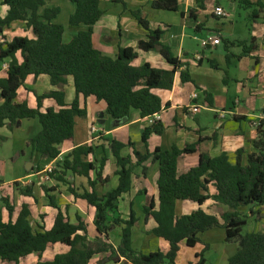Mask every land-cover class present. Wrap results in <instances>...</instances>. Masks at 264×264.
Returning a JSON list of instances; mask_svg holds the SVG:
<instances>
[{
    "label": "trees",
    "instance_id": "1",
    "mask_svg": "<svg viewBox=\"0 0 264 264\" xmlns=\"http://www.w3.org/2000/svg\"><path fill=\"white\" fill-rule=\"evenodd\" d=\"M65 1L74 6L68 27H86L67 43L63 42L64 27L54 22L60 14L58 7H46V0L0 1V6L7 7L6 16L0 19V36L13 22L23 23L33 35V39L14 37L0 44V65L7 62L6 77L0 79V129L6 127L11 131L21 120L36 119L40 131L28 141L27 147L41 159H56L59 155L58 146L72 140L75 118L86 116L85 109L80 106V99L92 97L96 103H103L105 115L111 118L115 126H120L129 120L132 111L138 112L142 119L160 113L161 101L152 91H170L176 73L181 83H192L187 65L179 62L170 48L161 43L162 31L158 28L150 29L140 11H130L137 24L147 32L146 41L138 43V50L158 52L171 67L169 70L155 69L147 63L134 67L132 64L137 59V53L130 49H119L115 58L101 54L93 48L91 42L92 28L103 14L98 0ZM112 2L123 5L122 0ZM204 2L196 0L197 10L191 11L187 18L196 20L198 10H203ZM252 6L256 10L250 13L249 19L255 21L264 10V3ZM151 7L154 10L177 12L175 0H156ZM255 43L254 39H250L249 46L223 40L226 65L231 59L240 60L249 56L257 49ZM234 45L241 48L237 56L228 53V47ZM16 54H19L20 62ZM206 64L211 69L218 68L214 61L206 60ZM182 67H185L183 71L180 70ZM39 75L48 76L50 85L59 89L66 85V78L71 77L75 93L73 102L66 105L64 94L59 90L36 96L38 108L42 100L52 99L59 107L57 111L48 109L41 113L39 109L14 104L16 92L25 78ZM205 99L204 104L213 105L209 95H205ZM260 113L264 117V107ZM163 130L160 122H153L142 132L143 144L150 135L160 136ZM256 133L257 138L252 143L254 152L246 156L245 162L241 159L243 152H236L234 163L229 162L226 154L209 157L200 153V140L183 149H155L145 154L137 153L131 142L124 145L111 140L108 142V150L115 159L117 186L105 190L101 195L95 192V187H105L109 182L108 178L102 177L106 157L103 155L97 162L94 157L97 148L93 145L73 148L66 158L56 163L49 179L65 185L74 200H82L94 209L96 239L89 241L80 218H76V223L72 224L48 195L50 189L42 187L47 206L56 210L53 226L48 231L40 226L41 232L32 229L30 212L24 205L14 221L9 219L3 222L2 211L5 210L10 217L13 207L6 198L0 199V264H16L29 255L39 259L49 246L56 244L66 246L68 251L56 255L50 262L39 260L35 264H88L95 256H99L98 264L109 261L117 264L120 259L123 260L120 264H175L180 244L194 248L200 244V236L213 229L223 230L225 242L236 245V251L227 260V264H264V232L250 231L242 234V228L247 225L250 216L240 212L243 208L264 207V120L259 122ZM124 148L132 150V158L121 157L120 152ZM190 154H198L197 165L178 175L177 159ZM88 158L92 160L88 161ZM147 162L158 166V195L155 202L148 199L143 208L144 220L152 219L155 222L156 228L151 234L164 240L169 249L166 253L145 255L133 250L131 245V229L136 223L133 213L130 212L129 218L123 221L118 214L117 204L119 198L130 191L135 169L140 168V175L146 176ZM68 174L85 178L89 191L78 193L66 179ZM14 186L20 195L32 197L31 187H20L18 183H14ZM209 187L214 189L211 195L208 194ZM208 199L226 207L227 211L219 217L206 215L200 210L185 216H175L176 201L200 206ZM250 214L256 216L259 211ZM115 226L123 228L120 243L113 248L106 239ZM98 237L104 240L99 241ZM207 250L208 246L204 245L201 252L194 255V262L189 264H204Z\"/></svg>",
    "mask_w": 264,
    "mask_h": 264
},
{
    "label": "crops",
    "instance_id": "2",
    "mask_svg": "<svg viewBox=\"0 0 264 264\" xmlns=\"http://www.w3.org/2000/svg\"><path fill=\"white\" fill-rule=\"evenodd\" d=\"M2 1V0H0ZM113 0H98L103 14L92 28L91 42L94 49L101 54L115 58L119 49H130L137 53V59L133 62L134 67L144 63L159 70H169L171 67L156 51L141 52L138 43L146 41L147 32L144 31L131 16L130 11H140L141 16L149 23L150 29L162 31L161 43L168 46L176 59L187 65L192 83H181L178 73L175 74L172 89L153 90L161 101L162 109L159 113L163 133L160 136L150 135L147 142L141 140L142 132L149 127L148 119L140 118L138 112L132 111L129 120L115 126L111 118L105 115V105L96 103L92 97L80 99V106L86 111L84 118H75L72 140L58 146L59 155L56 159H41L37 153H32L27 143L39 131L40 126L36 119L21 120L13 130L6 127L0 129V159L3 165L0 167V199L6 198L13 207V213L9 217L5 210L2 211L3 222L9 219L14 221L21 209L27 206L30 217L29 222L34 231L41 232L52 228L56 210L47 206L42 187L50 189L48 195L52 197L67 215L72 224L76 218H80L85 225L89 241L96 239L97 234L93 226L94 209L87 206L82 200H74L67 192L66 186L54 180L39 182V174L46 167L55 168L56 163L66 158L71 150L78 146H96L95 159L97 162L104 155L107 159L102 177L108 178L105 187L96 185L95 192L101 195L105 190L114 189L117 186L115 176V159L108 150V142L114 140L126 145L133 144L134 150L139 154L151 153L155 149L168 151L172 147L183 149L200 140L199 151L209 157L226 154L230 163H234L236 152L242 151V162L246 156L253 153L252 143L257 138V133L251 127L255 118H262L260 110L264 107V10L257 15V20L251 21L249 15L256 8L252 5L264 3V0H205L203 10H198L196 20L187 18L188 14L197 10L196 0H175L177 12L154 10L151 5L156 0H122L114 3ZM227 5V6H226ZM46 7H58L60 14L55 23L64 27L63 42L67 43L73 35L84 31L86 27H68L69 16L74 12V6L65 0H46ZM220 7L225 17H215L214 8ZM7 7L0 6V19L6 16ZM183 15V18L181 17ZM212 35L219 39L217 46L205 45V38ZM14 37H27L33 39V35L21 22H13L4 29L0 36V44L9 42ZM250 39L256 41L257 49L249 56L240 60L231 59L226 65L222 41L232 43H245L249 46ZM204 50L208 51L206 54ZM214 51V52H213ZM228 53L237 56L241 53L240 46L228 47ZM18 62L21 61L16 54ZM256 59V60H255ZM206 60L214 61L218 68L211 69ZM7 62L0 65V79L6 77ZM185 67L180 70L183 71ZM61 90L64 94V103L70 105L74 98L73 80L66 78V85L59 89L50 85L46 75L37 77L27 76L23 85L17 90L13 103L26 105L29 109H39L41 113L51 109L57 111L59 107L52 99H44L38 104L36 96ZM196 93L198 98L191 100V95ZM205 95H209L213 105L204 104ZM2 100H0V105ZM259 106H256V105ZM190 105L197 107V112L192 114L188 111ZM264 118V117H263ZM94 126L97 133L92 134L90 128ZM13 160L6 162L7 157ZM121 157H131L132 150L124 148L120 152ZM91 161V158L87 159ZM198 154L183 155L177 159V174L180 175L197 165ZM31 167L28 169L27 164ZM147 174L140 175V168L135 169L132 186L128 193L123 194L117 204L120 218L126 221L130 212L133 213L136 223L131 229V245L133 250L142 254L155 252L166 253L168 244L156 238L151 232L156 228L152 219L144 220L143 208L149 198L157 200L158 166L150 162L145 163ZM66 179L73 184L74 189L81 193L89 191L87 181L83 177L67 175ZM14 183L20 187H31L32 197H24L18 193ZM214 192L208 189V194ZM200 210L206 215L219 217L227 211V208L216 204L211 199L202 205L191 202L176 201L174 213L176 217L189 215ZM259 211V215L251 216V212ZM240 212L250 216L247 221L257 226L253 232L263 233L258 226L264 219V207L243 208ZM246 225V226H247ZM260 227V226H259ZM123 226H115L108 234L106 242L116 248L121 239ZM256 228V227H255ZM103 241V237H98ZM200 244L194 248L179 245V252L175 264H189L194 262V255L200 253L204 245L208 246L205 253L214 252V257L205 263L227 264V260L236 251V245L225 242V233L221 229L207 231L200 236ZM217 245H220L218 247ZM68 248L64 245L49 246L38 259L35 255H29L16 264H35L37 261L50 262L56 255L64 254ZM216 252V253H215ZM205 255V254H204ZM205 258V256H204ZM99 256L93 257L88 264H98ZM123 260L120 259V264ZM13 264V263H10ZM103 264H116L112 261Z\"/></svg>",
    "mask_w": 264,
    "mask_h": 264
},
{
    "label": "built area",
    "instance_id": "3",
    "mask_svg": "<svg viewBox=\"0 0 264 264\" xmlns=\"http://www.w3.org/2000/svg\"><path fill=\"white\" fill-rule=\"evenodd\" d=\"M212 14L215 16V17H220V18H223L225 17V13L224 11L220 8V7H216L214 8ZM220 44V41L218 38L212 36V35H209L205 38L204 42L202 43L203 46L205 45H210V46H217ZM198 98L197 94L196 93H193L191 95V100H196ZM188 111L192 114L196 113L197 112V107L196 106H193V105H190L188 107ZM160 119V116H159V113L158 114H155L153 115L152 117L148 118V121L150 123V125L153 123V122H158ZM261 120H264V118H255L252 120V122L250 123L251 124V127L254 128L256 130L259 122ZM90 131L92 134H95L97 133V129L92 126L90 128ZM53 171V169L51 167H46L42 173L39 174V177H38V181L41 183V182H47L49 181V174Z\"/></svg>",
    "mask_w": 264,
    "mask_h": 264
},
{
    "label": "rangeland",
    "instance_id": "4",
    "mask_svg": "<svg viewBox=\"0 0 264 264\" xmlns=\"http://www.w3.org/2000/svg\"><path fill=\"white\" fill-rule=\"evenodd\" d=\"M227 6V5H226ZM204 52L206 53V54H208L207 52L208 51H206V50H204ZM214 52V51H213ZM256 106H259L258 104L256 105ZM13 160V157H11V156H9L8 155V157H7V160H6V162L8 161H12ZM3 160H2V158L0 159V167L3 165ZM1 180V179H0ZM263 222H264V219H263ZM260 226V227H259ZM258 226V228H259V230H264V223H262V224H260ZM256 227V228H255ZM257 229V226H254V225H252V223L251 222H249L248 223V225L247 226H245V227H243L242 228V234H245V233H248V232H250V231H255ZM218 247H220V245H217ZM216 253V252H215ZM205 259H207V260H209V259H211L212 260V258L214 257V252H209V253H205ZM207 264H210L209 263V261H207Z\"/></svg>",
    "mask_w": 264,
    "mask_h": 264
},
{
    "label": "water",
    "instance_id": "5",
    "mask_svg": "<svg viewBox=\"0 0 264 264\" xmlns=\"http://www.w3.org/2000/svg\"><path fill=\"white\" fill-rule=\"evenodd\" d=\"M28 169L31 167L30 163L27 164Z\"/></svg>",
    "mask_w": 264,
    "mask_h": 264
}]
</instances>
